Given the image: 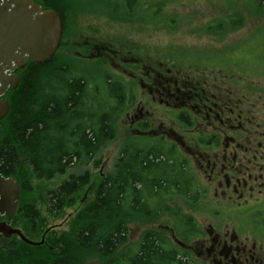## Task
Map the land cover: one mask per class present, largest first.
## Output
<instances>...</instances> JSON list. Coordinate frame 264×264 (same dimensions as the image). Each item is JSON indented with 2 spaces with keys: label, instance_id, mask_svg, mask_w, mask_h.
<instances>
[{
  "label": "trees",
  "instance_id": "trees-1",
  "mask_svg": "<svg viewBox=\"0 0 264 264\" xmlns=\"http://www.w3.org/2000/svg\"><path fill=\"white\" fill-rule=\"evenodd\" d=\"M34 1L54 8L63 17L61 9L66 0ZM137 1L126 0V5L131 10ZM250 1L256 6L264 5V0ZM237 22L231 21L230 26H238ZM55 58L56 54L47 62L27 61L18 71L17 87L5 94L9 111L0 121V174L13 177L20 186L18 210L8 220L14 228L22 219H29L25 220L29 228L31 222L38 221V210L25 199V190L30 189L28 182L48 181L69 168H81L99 148L115 139L124 113L125 87L118 80L104 76L102 87L94 86ZM87 181L88 172L71 174L48 191L50 211L59 212L66 199ZM193 181L187 177L183 162L172 159L171 153L134 138L120 148L114 170L96 185L94 200L75 218L74 232L63 236L61 250L53 256L43 255L49 257L45 261L26 254L14 255L7 243L19 237L0 236V254L5 251L6 255L1 264H86L82 255L89 256V252L100 260L96 264H192L183 261L184 255L178 256L176 249L165 250L168 242L154 230L142 233L136 252L117 251L126 241L130 223H151L167 210L164 205L161 210L156 207L173 194L189 196L190 188L195 186ZM181 220L184 228L191 226L181 229V236L200 233L191 217L182 216ZM19 242L29 245L20 238ZM43 245L34 247L40 249Z\"/></svg>",
  "mask_w": 264,
  "mask_h": 264
},
{
  "label": "rangeland",
  "instance_id": "rangeland-1",
  "mask_svg": "<svg viewBox=\"0 0 264 264\" xmlns=\"http://www.w3.org/2000/svg\"><path fill=\"white\" fill-rule=\"evenodd\" d=\"M43 6L46 7L45 4ZM61 10L64 45L56 52L55 61L68 65L74 73L83 75L94 86L102 87V77L108 76L118 80L125 88L131 87L137 99L141 98L140 87L131 84L132 66L124 65L125 70L129 69L125 71L110 64L109 59L83 60L74 54L73 43L92 36L107 42L125 55L135 54L142 59L164 61L168 65L183 68L193 76L233 77L246 94L253 95V101L261 96L259 105L264 106V5L256 6L250 0H139L130 10L126 0H66ZM231 21H239V25L230 26ZM152 110L155 112L153 123L156 126L157 118L163 112L158 105H154ZM166 114L170 121L172 114ZM124 121L122 117L117 136L101 150V167H87L90 184L72 193L59 212L50 211L47 192L56 189L70 174H81L86 168L67 169L64 174L48 181L32 179L28 182L30 189L25 190V199L38 210V221L31 222L29 228L26 227L29 219H22L17 227L33 242L43 239L44 245L40 249L30 245L26 247L16 238L13 243L6 242L11 244L14 255L26 254L45 261L49 257L43 255L53 256L63 248V243L60 242L63 236L74 232L75 218L94 200L99 172L104 176L113 171L120 148L134 139L128 138L132 136L127 135ZM148 140L149 138L144 143H148ZM169 199L156 207L161 210L166 206L167 210L160 212L151 223L128 225L126 241L118 248L117 253L124 250H133L134 253L142 233L154 230L168 243H173L178 251L184 250L176 241L173 242L174 238L194 245V250H190L189 254L185 250L188 257L184 256L183 261L211 264V261L196 257V251L201 250L200 239L192 242L195 235H180L182 216L191 217L204 239H210L206 230L209 225L223 232L228 230V236L234 228L239 237L238 242L252 248L254 241L256 251H259L261 243L264 248V227L260 222L264 219V213L259 218L261 220L247 218L246 221H238L236 215L230 212L229 215L217 213V207L209 197H202L197 201ZM23 213L26 215V210ZM170 229H173L172 232ZM4 252L0 254V264L6 260ZM82 256L86 264L100 261L94 254L90 256V252L89 256L87 253ZM16 260L15 257L14 261Z\"/></svg>",
  "mask_w": 264,
  "mask_h": 264
},
{
  "label": "flooded vegetation",
  "instance_id": "flooded-vegetation-1",
  "mask_svg": "<svg viewBox=\"0 0 264 264\" xmlns=\"http://www.w3.org/2000/svg\"><path fill=\"white\" fill-rule=\"evenodd\" d=\"M41 8L50 7L41 5ZM59 16L63 32L56 52L64 45V21ZM72 46L75 47L74 54L80 59H109L110 64L123 70L124 65L132 66L131 84L140 87L141 98L137 99L131 87L125 88L124 113L119 122L122 117L125 119L127 135L132 136L128 138H137L138 141L149 138L148 143L157 145L164 153H171L172 159L178 163L183 162L187 177H192L195 183L194 188L189 190V196L184 198L173 194L170 200L180 198L197 201L209 197L216 205L217 213L229 215L230 212L236 215L238 221H246L247 218H254L255 221L262 217L264 106L259 105L261 96L253 101V95L246 94L233 77L193 76L183 68L168 65L164 61L142 59L135 54L125 55L97 37L77 40ZM18 71L14 72L17 76ZM70 72L74 73L71 68ZM5 94L2 98L7 100ZM154 105L160 106L163 112L157 118L156 126L153 123ZM167 112L172 114L170 121L166 117ZM101 150L99 148L91 160L82 166L86 170L81 174L88 172L87 167H101ZM101 178L99 172L96 185ZM87 184H90L89 173ZM0 221L6 219L0 217ZM260 222L264 227V219ZM181 229L188 230L191 226L184 228L181 225ZM206 230L210 239H204L199 233L192 240H201V250L196 251L197 258L211 261V264H263L262 243L259 251H256L254 241L252 248L238 242L239 237L234 228L229 236L227 229L225 233L209 225ZM175 241L184 251H178L171 242L164 245L165 250L176 249L178 256L184 255L186 258L187 253L194 250V245L174 238Z\"/></svg>",
  "mask_w": 264,
  "mask_h": 264
},
{
  "label": "water",
  "instance_id": "water-1",
  "mask_svg": "<svg viewBox=\"0 0 264 264\" xmlns=\"http://www.w3.org/2000/svg\"><path fill=\"white\" fill-rule=\"evenodd\" d=\"M62 29L61 18L54 9H42L33 0H0V96L17 86L14 71L27 60L42 63L51 59L59 47ZM8 109V102L0 99V119ZM19 196L17 181L0 174V216L9 219L15 215ZM0 235H17L31 245L43 242L27 239L21 230L4 221H0Z\"/></svg>",
  "mask_w": 264,
  "mask_h": 264
}]
</instances>
